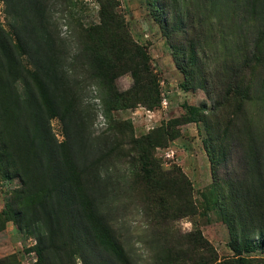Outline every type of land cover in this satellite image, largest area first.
I'll list each match as a JSON object with an SVG mask.
<instances>
[{
	"label": "rangeland",
	"instance_id": "374dc122",
	"mask_svg": "<svg viewBox=\"0 0 264 264\" xmlns=\"http://www.w3.org/2000/svg\"><path fill=\"white\" fill-rule=\"evenodd\" d=\"M101 1L110 20L98 30ZM42 8L36 36L46 34L60 70L48 88L52 114L28 78L34 45L0 1V148L11 156L0 166V264H118L77 210L68 161L130 264H180L194 233L212 248L206 264L234 250L264 264V0H43ZM99 36L143 48L153 107L140 94L130 108L115 104L133 87L132 58L95 50ZM185 105L202 120L159 140L153 166L167 182L152 191L132 140L184 117Z\"/></svg>",
	"mask_w": 264,
	"mask_h": 264
},
{
	"label": "trees",
	"instance_id": "16d2710c",
	"mask_svg": "<svg viewBox=\"0 0 264 264\" xmlns=\"http://www.w3.org/2000/svg\"><path fill=\"white\" fill-rule=\"evenodd\" d=\"M4 3L8 12L14 19L20 24V31L28 36V40L32 43L31 52L26 54V57L31 65V70L28 71V78L32 81L37 94L45 108V110L52 114L53 104L50 98L48 88L52 86V83L58 78V64L56 63L55 49L52 48V44L45 39L46 34L43 32L41 38L36 36L37 30H41L42 27L37 21L43 17L45 10L42 8L43 0H0ZM107 2L101 1V23L98 30L103 29V27H109V18H107L106 11ZM94 28V30L96 29ZM19 42V41H18ZM93 48L95 50H102L103 52H112L120 54L123 58L127 56V59L133 63V69L131 70V76L133 78V87L122 96H115V104L121 108H130L139 99L133 98V96L141 95V99L144 100L143 104L149 108L153 107L157 102V93L153 90V94H150L148 90L147 79L151 76L147 72L146 66L148 63V56L141 46L135 45L117 38L115 40L111 37L110 39H103L101 36L96 37L92 42ZM22 46L17 43L15 50L17 52H22ZM133 51V54H128ZM99 62V60L97 61ZM179 66V65H178ZM182 73L188 77L189 74L185 73V70L179 67ZM192 86L191 80H185L180 84V88L184 91L189 90ZM112 92L109 90L108 95ZM186 109V114L182 118H177L168 123L165 129L156 130L151 134L143 136L139 139L132 140V144L138 153L139 160V173L141 177V182L143 185L148 186L150 190L157 191L160 189L161 185L165 184L164 175H162L153 166V149L160 147L161 138H171L172 127H177L182 124L187 123H197L202 120V113L193 106H184ZM160 135V138L157 135ZM11 159L10 154L5 150L0 148V166L4 160ZM68 167L70 173L67 176V183L73 190L76 198L77 210L81 215L82 220L88 227L89 232L95 241L96 245L102 249L107 255L113 258L118 264H130L129 259L124 253L121 246L114 239L110 229L102 222L100 217L97 215L94 208L93 202L91 201L89 195L86 193L85 185L81 180V174L77 173L75 168L68 161ZM213 175V174H212ZM215 179V178H214ZM188 202V201H187ZM188 206L190 203L188 202ZM256 244V243H255ZM247 249L245 252H252L254 247L252 245H246ZM256 248L263 247V245L257 244ZM212 248L209 246L207 241H205L199 233L190 234L187 238L185 253L182 259H180V264H193L195 258L201 257L199 264H206L204 259L212 255ZM203 256V257H202ZM41 258V257H40ZM217 264H250V262L241 257L240 251L234 250V256L231 259H226Z\"/></svg>",
	"mask_w": 264,
	"mask_h": 264
},
{
	"label": "built area",
	"instance_id": "2783aa9c",
	"mask_svg": "<svg viewBox=\"0 0 264 264\" xmlns=\"http://www.w3.org/2000/svg\"><path fill=\"white\" fill-rule=\"evenodd\" d=\"M166 105V102L165 101H161V106H165Z\"/></svg>",
	"mask_w": 264,
	"mask_h": 264
}]
</instances>
